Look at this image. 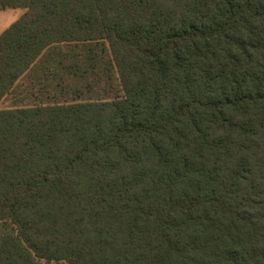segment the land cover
Here are the masks:
<instances>
[{
	"label": "trees",
	"instance_id": "1",
	"mask_svg": "<svg viewBox=\"0 0 264 264\" xmlns=\"http://www.w3.org/2000/svg\"><path fill=\"white\" fill-rule=\"evenodd\" d=\"M0 264H264V0H0Z\"/></svg>",
	"mask_w": 264,
	"mask_h": 264
},
{
	"label": "crops",
	"instance_id": "2",
	"mask_svg": "<svg viewBox=\"0 0 264 264\" xmlns=\"http://www.w3.org/2000/svg\"><path fill=\"white\" fill-rule=\"evenodd\" d=\"M25 13L26 9L24 8L0 9V35L18 21Z\"/></svg>",
	"mask_w": 264,
	"mask_h": 264
},
{
	"label": "rangeland",
	"instance_id": "3",
	"mask_svg": "<svg viewBox=\"0 0 264 264\" xmlns=\"http://www.w3.org/2000/svg\"><path fill=\"white\" fill-rule=\"evenodd\" d=\"M52 264H67V263L64 262V261H60V262H54V263H52Z\"/></svg>",
	"mask_w": 264,
	"mask_h": 264
}]
</instances>
